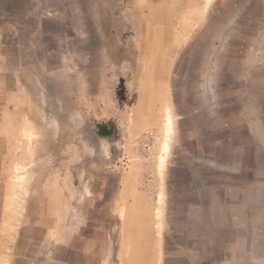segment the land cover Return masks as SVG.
<instances>
[{
  "label": "rangeland",
  "instance_id": "obj_1",
  "mask_svg": "<svg viewBox=\"0 0 264 264\" xmlns=\"http://www.w3.org/2000/svg\"><path fill=\"white\" fill-rule=\"evenodd\" d=\"M0 264H264V0H0Z\"/></svg>",
  "mask_w": 264,
  "mask_h": 264
}]
</instances>
